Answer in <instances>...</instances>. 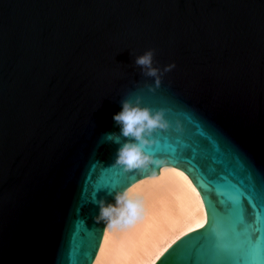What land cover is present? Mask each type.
I'll return each instance as SVG.
<instances>
[{
    "label": "water",
    "instance_id": "95a60500",
    "mask_svg": "<svg viewBox=\"0 0 264 264\" xmlns=\"http://www.w3.org/2000/svg\"><path fill=\"white\" fill-rule=\"evenodd\" d=\"M148 49L175 65L155 91ZM136 96L169 126L145 146L161 163L126 172L101 136ZM163 165L206 214L164 264H264V0H0V264H91L94 201Z\"/></svg>",
    "mask_w": 264,
    "mask_h": 264
},
{
    "label": "bare ground",
    "instance_id": "6f19581e",
    "mask_svg": "<svg viewBox=\"0 0 264 264\" xmlns=\"http://www.w3.org/2000/svg\"><path fill=\"white\" fill-rule=\"evenodd\" d=\"M129 188L142 202L140 216L115 229L105 225L91 264H154L189 229L206 223L198 189L175 166L163 165L158 174L142 177Z\"/></svg>",
    "mask_w": 264,
    "mask_h": 264
},
{
    "label": "clouds",
    "instance_id": "9594fccd",
    "mask_svg": "<svg viewBox=\"0 0 264 264\" xmlns=\"http://www.w3.org/2000/svg\"><path fill=\"white\" fill-rule=\"evenodd\" d=\"M154 51V49H148L142 55L136 56L134 60L144 76L154 78V84L148 86L150 91H155L160 86L163 72L171 71L175 67L174 64H170L161 71L153 66ZM140 101V96H136L135 102L128 98L122 99L121 111L113 115V120L119 126L120 132L104 133L101 136L103 141L119 145L113 166H122L126 172L142 170L150 165L161 163L145 151V146L155 142L149 137L156 129H166L169 126L164 116L165 109L161 108L153 112L147 106L142 107ZM122 137L131 139L121 143ZM113 193L115 203H109L105 198L94 201L99 207L94 217L96 223L115 229L135 222L142 211V202L133 194V189L109 191L108 194L113 195Z\"/></svg>",
    "mask_w": 264,
    "mask_h": 264
},
{
    "label": "snow or ice",
    "instance_id": "6c2138e0",
    "mask_svg": "<svg viewBox=\"0 0 264 264\" xmlns=\"http://www.w3.org/2000/svg\"><path fill=\"white\" fill-rule=\"evenodd\" d=\"M174 163L178 166V167H185V171H188L189 172V174L190 175H192L193 176V179H196L197 180V177H196V175H195V171L192 169V168H190V167H187L186 165H187V162L186 161H184V160H182L178 155H176L175 154V161H174ZM104 172L105 171H101V177H103V175H104ZM181 174H183V173H181ZM197 185L199 186V187H201V185H200V182L197 180ZM202 189V188H201ZM203 190V189H202ZM250 207V206H249ZM251 209V208H250ZM197 228H203L204 227V225L203 224H197V226H196ZM189 231L191 232V231H195V229H189ZM179 239V238H178ZM166 252H167V249L165 250ZM161 256H163V259L161 260V264H164V260H165V258H166V256L162 253L161 254ZM158 259H159V257H158Z\"/></svg>",
    "mask_w": 264,
    "mask_h": 264
}]
</instances>
